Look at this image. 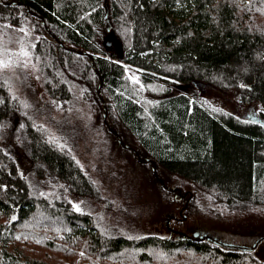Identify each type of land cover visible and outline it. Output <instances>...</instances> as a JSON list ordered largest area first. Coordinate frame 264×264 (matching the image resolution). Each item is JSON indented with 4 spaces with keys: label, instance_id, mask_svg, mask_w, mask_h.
I'll return each instance as SVG.
<instances>
[{
    "label": "trees",
    "instance_id": "16d2710c",
    "mask_svg": "<svg viewBox=\"0 0 264 264\" xmlns=\"http://www.w3.org/2000/svg\"><path fill=\"white\" fill-rule=\"evenodd\" d=\"M111 33L120 50L107 45ZM18 45L38 63L70 140L87 143L95 126L100 154L149 175L163 205L182 204L185 216L203 195L230 209L264 206V120L198 89L236 90L264 107V0H0V51L12 59ZM17 116L26 171L4 135ZM51 135L0 71V264H264V236L251 249L77 211L73 196L101 193Z\"/></svg>",
    "mask_w": 264,
    "mask_h": 264
},
{
    "label": "rangeland",
    "instance_id": "374dc122",
    "mask_svg": "<svg viewBox=\"0 0 264 264\" xmlns=\"http://www.w3.org/2000/svg\"><path fill=\"white\" fill-rule=\"evenodd\" d=\"M106 40L109 47L121 49L118 39L112 33ZM0 71L7 76L13 90L24 101L26 113L35 117L36 122L41 123L55 138L76 152L77 158L99 188L101 195L89 201L73 196L76 207L93 206L97 211L103 210L109 217H115L120 212L125 219L124 224L133 230L139 229L141 233H176L170 230L173 227L190 234L208 233L226 243L236 245H252L258 237L264 236V206L230 209L213 204V201L203 195L198 200V206L195 205L196 212H191V215L186 217L184 213L179 212L182 204L177 205L169 199L162 204L159 189L149 175L148 179L142 175L133 176L126 171L123 157L118 158V163L114 165L109 156L100 154L95 147L101 143L95 126L89 130L87 143L79 146L72 142V138L65 132L64 125L57 124L58 121L54 119L60 113L55 110L53 100L46 93L43 73L26 46L18 45L12 59L0 51ZM198 87L201 95L210 104L241 117L264 120V107L258 101L244 102L236 90L223 91L206 83H200ZM90 108L92 109V106ZM22 126L23 120L17 116L7 124L4 135L12 143V152L26 171L30 158L21 145ZM67 129L74 135L68 125ZM166 179L169 180L167 177Z\"/></svg>",
    "mask_w": 264,
    "mask_h": 264
},
{
    "label": "water",
    "instance_id": "95a60500",
    "mask_svg": "<svg viewBox=\"0 0 264 264\" xmlns=\"http://www.w3.org/2000/svg\"><path fill=\"white\" fill-rule=\"evenodd\" d=\"M106 117H107V113H105V119H106ZM109 128H112L111 126L109 127ZM123 142V141H122ZM150 160V159H149ZM154 172H156V167H154ZM165 184V183H164ZM181 212H182V210H181ZM183 234H185V235H190L191 237H193V236H195L196 234H195V232H193L192 234H188V233H186V232H184ZM205 235H207V236H212V235H210V234H205ZM261 240V238L258 240V242ZM258 242H256L255 244H253V245H238V246H242V247H248V248H251V249H253L254 247H256L257 246V244H258ZM225 244H229V243H226V242H224ZM231 245H236V244H231Z\"/></svg>",
    "mask_w": 264,
    "mask_h": 264
},
{
    "label": "flooded vegetation",
    "instance_id": "af4514ba",
    "mask_svg": "<svg viewBox=\"0 0 264 264\" xmlns=\"http://www.w3.org/2000/svg\"><path fill=\"white\" fill-rule=\"evenodd\" d=\"M170 230H171L172 232H176V233H184L183 231H181V230H176V229L173 228V227H171ZM195 233H197V232H195ZM198 233H201V232H198ZM205 234H208V233H205Z\"/></svg>",
    "mask_w": 264,
    "mask_h": 264
},
{
    "label": "snow or ice",
    "instance_id": "6c2138e0",
    "mask_svg": "<svg viewBox=\"0 0 264 264\" xmlns=\"http://www.w3.org/2000/svg\"><path fill=\"white\" fill-rule=\"evenodd\" d=\"M77 211H79V208L77 207V209H76ZM13 219H15V217H13ZM17 239H19V237H17Z\"/></svg>",
    "mask_w": 264,
    "mask_h": 264
}]
</instances>
